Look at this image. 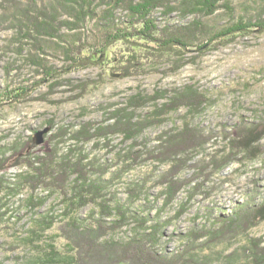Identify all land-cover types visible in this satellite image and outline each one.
I'll use <instances>...</instances> for the list:
<instances>
[{
    "label": "rangeland",
    "instance_id": "obj_1",
    "mask_svg": "<svg viewBox=\"0 0 264 264\" xmlns=\"http://www.w3.org/2000/svg\"><path fill=\"white\" fill-rule=\"evenodd\" d=\"M17 1L26 3V0ZM51 1L54 0H42L38 4ZM221 4L223 8L212 16L200 17L209 29L208 37L232 28L240 21L257 25L264 0H225ZM15 7L0 0V149L6 152L0 156V181L4 187L0 192V213L5 212L0 222L1 264H15L35 253V249L22 240L30 230L38 229L42 217L55 220L47 236L58 234L57 225L63 220L67 202L65 195L54 188V183L62 178L51 180L48 187L41 185L32 190L26 179L23 182L31 170L17 164L18 161L32 162L34 157L43 156L56 144L58 159L68 156L67 159L75 162L79 150L87 155L84 164L94 162L95 168H87L90 180L99 178L107 184L104 194L105 198H110L109 204L112 207L119 204L127 210V224L110 237L114 240L130 237L137 227L133 218L145 219L146 226L157 224L156 248L165 254L180 249L185 241L182 236L192 227L209 226L220 215L233 214L255 191L256 202L264 199V137L254 144L259 151L251 157L241 153L233 156L229 147L230 140H235L234 130L242 124H263L264 127V31L259 27L228 34L206 45L200 52L192 47L190 51H180L179 55L156 57L154 54L151 60L145 59L138 47L118 42L108 49L101 64L65 71L70 63L58 45H77L80 37L81 43L95 46L84 49L83 54L88 55L93 49L98 51L100 44L96 46V42L101 30L96 27L97 22L86 20L71 31L64 27L61 34L65 43L57 40L41 43L42 55L34 49L32 39L20 36L17 27H7L18 17ZM58 8L61 14L64 13ZM114 16L121 23L118 26L125 28L126 11L116 9ZM152 17L158 28L163 25L181 27L197 18L195 15L181 17L179 12L164 17L160 9ZM62 19L71 20L64 14ZM208 37L202 38L199 44L206 43ZM133 50L142 56L141 66L132 64L135 68L128 74L113 68L116 58L124 56L121 60H126L127 56L133 55ZM30 55L43 57L47 67L54 68L60 76L48 82L42 69L31 64ZM94 55L96 60L100 53ZM186 87L206 98L198 113L181 106L163 116L162 123L146 127L152 113ZM130 102L139 106L130 108ZM121 109L133 114L131 122L143 124L141 131H131L129 138L122 133L112 134L113 114ZM86 124L101 129L102 136L84 143L75 141L72 133ZM185 126L196 129V138L203 139V143L199 140L202 146L196 149L187 147V152L181 156L184 162L179 165L177 180L183 185L172 203L164 206L161 192L165 185L161 184L160 178L174 162H159L152 156L157 154L160 136L182 131ZM46 128L48 132L43 135V142L36 145L35 133ZM15 143L25 147L24 154L29 157L5 159L11 154L6 148ZM138 152L140 159L132 163ZM227 161L230 162L219 170L213 167L214 162L219 165V162ZM127 165L131 169L117 176ZM74 178L75 175H71L65 184L67 198L71 195ZM137 187L142 188L140 194L131 200L129 189ZM30 202L42 203L37 206ZM92 211L99 213L97 204L90 203L81 208L77 216L85 219ZM179 212L182 214L178 215ZM255 224L244 233L204 248L200 255H209L211 264H226L229 255L232 264H247L243 248L253 239L254 243L264 247V219ZM55 240L58 246L64 242Z\"/></svg>",
    "mask_w": 264,
    "mask_h": 264
},
{
    "label": "trees",
    "instance_id": "obj_2",
    "mask_svg": "<svg viewBox=\"0 0 264 264\" xmlns=\"http://www.w3.org/2000/svg\"><path fill=\"white\" fill-rule=\"evenodd\" d=\"M2 1L15 5L18 16L15 22H11L7 27H17L20 36L32 39L34 49L42 55L44 51H42L41 43L53 40L64 42L62 41L64 35L61 34L64 27L71 31L78 29L86 20L97 22L96 27L98 26L101 30V36L96 42V46L100 44L98 51L93 49L89 50L88 55L83 54L84 49L95 46L81 43L80 37L77 39L79 41L77 45L65 46L66 44H63L60 47L57 44L63 56L70 63L65 71L66 69L73 70L82 68V66L84 68L88 65L101 64L106 59L108 49L118 42L131 47H138L140 51H143L140 53H144L145 59L151 60L154 54L157 55L156 57L179 55L180 51H190L192 47L196 52H200L206 45L219 38L228 34L243 33L253 27H259L262 32L264 31V18H262L264 4L257 25L244 24L240 21L232 28L208 37L209 29L200 17L212 16L216 11L223 8L221 3L225 0H54L41 2V5L38 2L42 0H26L25 4L17 0ZM95 1L97 4H94ZM58 7L64 13L61 14ZM119 8L126 11L128 19L125 28L122 29L118 26L121 23L114 16V11ZM157 9H160L164 17L179 12L181 17L195 15L197 18L181 27L163 25L158 28L156 20L152 17ZM63 14L69 16L71 20L62 19ZM1 25L0 30L2 29ZM206 37H208L206 43L199 44V41ZM138 40L145 42V44H140L141 42L139 43ZM97 52L100 53V56L95 60L94 54ZM38 57L37 55H30L31 64L42 69L45 78H49L48 82L57 79L60 76L59 72L54 68L47 67L44 58ZM122 57L116 58L113 64V68H120V73L124 70V73L128 74L131 69L135 68V65L141 66L142 56L135 51L133 55L127 56L126 60H121ZM132 64L135 65L132 66ZM168 100L167 104L161 105L159 110L152 113L146 127L162 123L163 116L181 106L187 107L189 112L195 114L206 103V98L197 91H191L190 87L176 92ZM128 106L136 108L139 105L130 102ZM113 118L115 124L112 134L122 133L129 138L131 131L138 133L143 127L140 121L135 122V124L131 122L133 114L126 112L125 109L117 110L113 114ZM100 130L93 124H86L72 133L74 135L72 138L77 142H89L102 136ZM195 131L197 130L185 126L182 131L164 133L158 138L157 154L152 157L159 162H174L160 178L161 184L165 185L164 191L161 192V197H164V206L172 203L183 185L181 181L177 180L180 166L184 162L180 159L181 156L187 152V147L196 149L202 146L200 141L202 142L203 139L196 138ZM232 136L235 140H230L229 147L233 156L241 153L251 157L256 153L258 154V146L256 147L254 144L259 143L264 137V127L263 124L258 126L242 124L234 130ZM20 145L15 143L6 148L11 154L5 159L16 157L19 160L22 159L21 156H24L23 158L29 157V155L24 154L25 147ZM57 145L51 151L45 152L43 156L34 157L32 162L30 160L17 162V164L25 165L31 170L30 175L28 178H24L23 182L26 179V183L30 185L32 190L41 185L48 187L51 180L57 181V179L62 178L60 182L54 183V188L65 195L64 201L67 202V209L63 215V220L57 225L58 234L55 236L50 237L46 234L48 229L54 227L55 220L47 217H42L39 220L38 229L30 230L28 236L22 240L28 247H33L35 253L15 264H211L209 255H200L204 248L213 247L244 233L249 226H254L255 223L264 219V199L261 202H256L257 191H255L247 196V199L238 206L233 214L220 215L209 226L192 227L182 236L185 241L176 252L165 254L157 250L159 228L157 224L146 226L147 221L145 219L133 218L134 221H132L137 224L133 235L124 240H114L110 236L127 224L129 219L127 210L119 204L114 207L109 204L110 198H105L104 194L107 184H103L99 178L90 180L87 168L88 166L91 170H95V168L94 162L84 164L87 155L82 154V151L79 150L75 162L67 159L68 156L58 159L59 149ZM1 151L3 150L0 149V156L2 157L6 152ZM234 153L236 154L234 155ZM140 154L138 152L133 156L132 163L140 159ZM229 162H219V165L214 162L213 167L219 170ZM130 169V165L125 166L117 176L120 177ZM59 175L60 177H58ZM71 175H75V178L71 195L67 198L64 188ZM2 184L0 181V192L4 189ZM141 189L140 187L133 188V190L129 189V198L131 200L136 199ZM30 203L38 206L42 202L40 204ZM90 203L95 206L98 205L99 213L96 214L95 211H92L85 219H80L77 212ZM181 214L182 212L178 213V215ZM4 215L5 212L0 213V222ZM113 216L115 218L109 221V218ZM45 239L48 241L46 242ZM55 239H62L64 242L58 246ZM254 242L253 239L248 247H244L242 250L246 263L264 264V247H260ZM231 258L230 255L226 256V264H232L229 260Z\"/></svg>",
    "mask_w": 264,
    "mask_h": 264
},
{
    "label": "water",
    "instance_id": "obj_3",
    "mask_svg": "<svg viewBox=\"0 0 264 264\" xmlns=\"http://www.w3.org/2000/svg\"><path fill=\"white\" fill-rule=\"evenodd\" d=\"M48 132V129H43L42 131H38L37 133H35L34 135V139H35V143L36 145H40L43 142V135L46 134Z\"/></svg>",
    "mask_w": 264,
    "mask_h": 264
}]
</instances>
